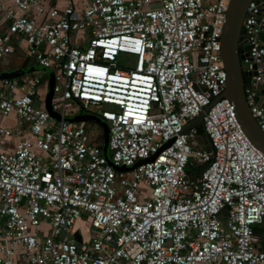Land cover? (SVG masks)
Here are the masks:
<instances>
[{"label":"built area","instance_id":"obj_1","mask_svg":"<svg viewBox=\"0 0 264 264\" xmlns=\"http://www.w3.org/2000/svg\"><path fill=\"white\" fill-rule=\"evenodd\" d=\"M228 3L79 0L46 8L0 0L8 20L0 59L14 51L13 36L23 37L35 62L53 71L51 108L60 116L49 114L45 97L36 103L40 77L0 78V264H264L254 231L264 224V154L221 96ZM263 29L264 5L251 0L240 41L252 58L244 70L256 75L244 91L264 132ZM120 54L133 63L119 67ZM104 104L110 108L97 116L108 126V157L91 122L65 120ZM206 107L203 134L198 125L182 132ZM12 113L29 134L6 149L14 131L2 117Z\"/></svg>","mask_w":264,"mask_h":264},{"label":"water","instance_id":"obj_2","mask_svg":"<svg viewBox=\"0 0 264 264\" xmlns=\"http://www.w3.org/2000/svg\"><path fill=\"white\" fill-rule=\"evenodd\" d=\"M251 0H229L227 9L225 11L224 22L221 30V57L224 64V69L226 71V83L224 90L221 94L222 97L228 98L234 105V111L236 118L240 127L250 143L259 151L264 154V132L260 129L257 121L252 116L249 106L245 98V85L247 76L256 75V70H244L242 65V60L248 58V53L245 48L241 47L242 42L240 41L241 36V26L245 14L246 7ZM261 5H264V0H255ZM264 31V29H263ZM260 66L264 69V60L261 61ZM255 67V66H254ZM49 69L50 73L48 75L47 89L45 93V107L49 114L56 119H60V116L54 112L51 108V98L53 94L54 86V74L52 69L44 68L38 65L34 58L31 59L30 67L21 68L15 70L14 72L2 74L0 73V78H13L27 72L33 71L35 69ZM257 88L261 93L263 90L260 88V84ZM258 103L264 107V97L258 100ZM208 107L204 108L195 118L186 122L182 128V132H187L191 127L200 125L202 126L203 113L207 111ZM67 121H79L84 120L87 122H93L101 127V138H102V149L104 155L108 157V126L104 120L99 118H88L83 114H78L76 116L65 118ZM205 145L209 147L210 151L213 153V149L210 146V141L208 137L204 136ZM166 146L168 144H165ZM140 162L136 163L131 167L119 166L116 167L117 170H130L137 166ZM227 207H225L221 212L226 213ZM74 237L77 243L81 242V237L78 232L74 233Z\"/></svg>","mask_w":264,"mask_h":264},{"label":"crops","instance_id":"obj_3","mask_svg":"<svg viewBox=\"0 0 264 264\" xmlns=\"http://www.w3.org/2000/svg\"><path fill=\"white\" fill-rule=\"evenodd\" d=\"M69 2L74 5H78L79 0H40V2L46 7H61ZM6 7L11 8L12 5L10 3L6 4ZM8 25V20L3 17L2 10L0 9V32L6 31ZM11 43L14 46V51L10 54L5 55L0 59V73L6 74L10 72H14L15 70L21 68L30 67L31 59L33 56L29 54L26 48L25 40L21 36H13L11 38ZM38 71H30L25 74L13 77L16 78L19 82H24L28 78L32 76H38L41 79V83L38 91V104L44 100L48 76L44 73H37ZM264 94L259 92L257 94L258 100L263 97ZM2 124L11 128L14 131V135L11 137L4 138V145L6 149L13 148L14 138L17 139L19 136H24L29 134L28 125L21 121L15 114H10L8 116L2 117Z\"/></svg>","mask_w":264,"mask_h":264},{"label":"rangeland","instance_id":"obj_4","mask_svg":"<svg viewBox=\"0 0 264 264\" xmlns=\"http://www.w3.org/2000/svg\"><path fill=\"white\" fill-rule=\"evenodd\" d=\"M133 61H134L133 57L131 55H128V54H120L116 59V63L119 67H123L126 64H132ZM242 65L245 67V63L243 62V60H242ZM34 71H38L37 73H44L47 76L50 73L49 69H43V68L35 69ZM36 103H38V101ZM108 108H110V106L106 105V104L102 105V107H100L98 105H89V107L87 109H81L80 113L85 115L88 118H96L98 111L100 109H108ZM72 112H76V108L73 107ZM91 123H92L93 129H94L92 131L94 133H97V132L101 133V127L98 124L93 123L92 121H91ZM76 227L80 228L81 233L85 237L86 233L88 232V226H87V222L84 220V218H81L77 222Z\"/></svg>","mask_w":264,"mask_h":264},{"label":"trees","instance_id":"obj_5","mask_svg":"<svg viewBox=\"0 0 264 264\" xmlns=\"http://www.w3.org/2000/svg\"><path fill=\"white\" fill-rule=\"evenodd\" d=\"M262 39L264 40V33L262 34ZM246 80H247V78H246ZM197 130H198V133L200 135L203 134V129L200 125L197 126ZM204 145H205V143H204ZM198 169H199V166H197L195 164H188L187 165V171L190 174L197 173ZM254 231L258 236L259 245H260L261 249L264 250V224L254 226Z\"/></svg>","mask_w":264,"mask_h":264}]
</instances>
